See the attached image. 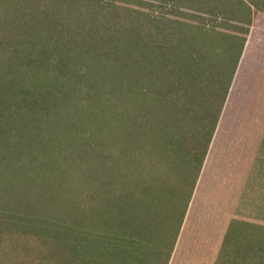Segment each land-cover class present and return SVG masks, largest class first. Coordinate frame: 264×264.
<instances>
[{
    "label": "rangeland",
    "instance_id": "obj_1",
    "mask_svg": "<svg viewBox=\"0 0 264 264\" xmlns=\"http://www.w3.org/2000/svg\"><path fill=\"white\" fill-rule=\"evenodd\" d=\"M44 49L55 52L57 63L62 62L57 57L74 59L70 111L82 109L88 117L103 109L142 106L156 112L164 106L162 99L174 100L172 105L185 111L179 123L183 144L171 145L175 162L177 147L187 158L189 150L206 146L224 93L213 137L264 135V0H0V86L9 85L20 62L26 70L29 59L49 60ZM52 71L43 69L35 79L37 87L16 88L13 97L0 87V145L6 146L0 148V264H72V252L60 240V225L46 229L47 219H52L43 201L46 193L30 202L37 220H24V201L11 198L14 182L6 167L11 143L20 142L25 153L27 131L14 127L31 110L21 103V110L11 109L12 98L35 92ZM141 94L150 99L143 103ZM11 110L24 117L11 119ZM112 118L101 112L98 122ZM77 124L70 117L69 126L88 137L86 124ZM28 171L18 177L31 176ZM40 180L43 186L48 178ZM178 188L187 189L172 174L150 221L155 242L165 233V222L180 211ZM253 238L256 250H248L253 256L248 258L263 261L264 250L258 248L264 244V232L255 230Z\"/></svg>",
    "mask_w": 264,
    "mask_h": 264
},
{
    "label": "trees",
    "instance_id": "obj_2",
    "mask_svg": "<svg viewBox=\"0 0 264 264\" xmlns=\"http://www.w3.org/2000/svg\"><path fill=\"white\" fill-rule=\"evenodd\" d=\"M43 52L50 55L49 60L29 59L26 70L21 65L24 61L20 62L7 82L9 85L0 86L13 97L16 88L37 87L35 79L43 69L53 70L49 81L35 87V92H28L24 97L17 94L11 101L16 104L11 109L21 110L17 108L18 103L27 106L25 109L31 106L30 114L25 117L11 110V119L24 117L14 128L27 131V142L22 141L25 153L20 151V142L11 143V163L6 164L14 182L11 198L20 203L24 201L21 206L26 212L24 220L30 223L37 220L30 202L46 193L43 201L50 213L47 216L53 219H47L46 229L52 231L54 225H60V240L72 252V264H169L226 93L220 108L214 112L206 146L189 150L187 158L185 150L177 147L175 162L171 159V145L183 144L179 123L185 111L172 105L174 100L162 99L164 106L156 112L139 106L114 111L103 109L94 112L95 116L91 113L86 117L82 109L69 110L68 102L74 99L73 89L68 90L75 82L69 75L74 72L73 57L56 56L62 59L57 63L54 51L44 49ZM19 67L22 72H17ZM147 96L141 94L143 103L150 99ZM3 99L2 96L0 100ZM101 112L112 115V120L98 122ZM70 117L82 128L86 124L88 137H83L79 127L69 126ZM0 148L5 149V143ZM26 170L32 175L18 177ZM172 174L187 189L178 188L177 200L182 201V205L177 201L180 211L165 222L167 229L155 242L150 221L155 204L170 186ZM40 178H48L42 192L37 191L43 188ZM82 182L84 186L80 188Z\"/></svg>",
    "mask_w": 264,
    "mask_h": 264
},
{
    "label": "crops",
    "instance_id": "obj_3",
    "mask_svg": "<svg viewBox=\"0 0 264 264\" xmlns=\"http://www.w3.org/2000/svg\"><path fill=\"white\" fill-rule=\"evenodd\" d=\"M255 230L264 232V135H215L169 264H264L248 258Z\"/></svg>",
    "mask_w": 264,
    "mask_h": 264
}]
</instances>
